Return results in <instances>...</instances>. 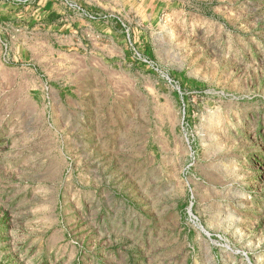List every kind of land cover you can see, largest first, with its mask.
<instances>
[{
    "label": "rangeland",
    "instance_id": "374dc122",
    "mask_svg": "<svg viewBox=\"0 0 264 264\" xmlns=\"http://www.w3.org/2000/svg\"><path fill=\"white\" fill-rule=\"evenodd\" d=\"M63 4L0 14V264H264V0Z\"/></svg>",
    "mask_w": 264,
    "mask_h": 264
},
{
    "label": "crops",
    "instance_id": "0c3cea01",
    "mask_svg": "<svg viewBox=\"0 0 264 264\" xmlns=\"http://www.w3.org/2000/svg\"><path fill=\"white\" fill-rule=\"evenodd\" d=\"M77 4L76 11H86L93 13H130L139 14V8L143 6V0H72ZM64 0H5L0 1V14L11 15L13 20L11 27L21 31L41 30L45 28L54 29L55 31L69 30V27L89 25L82 19L69 18L64 19L70 12L63 4ZM4 6V8H3ZM68 10V11H67ZM50 17V19H48ZM58 18L55 21L53 19ZM50 20L52 26H48ZM54 22V23H52ZM96 25V23L94 24ZM102 25L104 27L106 25Z\"/></svg>",
    "mask_w": 264,
    "mask_h": 264
}]
</instances>
